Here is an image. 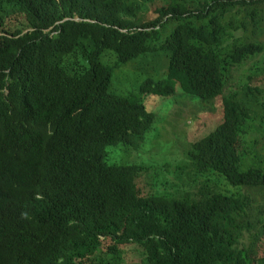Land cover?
<instances>
[{
	"label": "trees",
	"instance_id": "trees-1",
	"mask_svg": "<svg viewBox=\"0 0 264 264\" xmlns=\"http://www.w3.org/2000/svg\"><path fill=\"white\" fill-rule=\"evenodd\" d=\"M156 1H0V264H126V246L142 264H264V205L245 193L264 192V161L247 167L264 131L263 59L226 93L234 69L264 57V0H165L154 21L137 19ZM157 51L164 81L112 92L116 71ZM177 87L206 105L197 122L216 111L223 122L189 146L165 194L147 168L110 166L108 150L142 146L156 97Z\"/></svg>",
	"mask_w": 264,
	"mask_h": 264
},
{
	"label": "rangeland",
	"instance_id": "rangeland-1",
	"mask_svg": "<svg viewBox=\"0 0 264 264\" xmlns=\"http://www.w3.org/2000/svg\"><path fill=\"white\" fill-rule=\"evenodd\" d=\"M201 2L203 3L204 0ZM188 5L189 7L195 6V3L188 2ZM163 7H167L165 0L156 1L149 6L147 12L141 13L137 19H141L145 23L154 21L158 17L156 10ZM242 11L243 9H240L238 13L240 14ZM130 19L135 20V18ZM228 20H231V17H228ZM233 20L237 23L248 22L246 19H241V17H234ZM174 28V25L167 26L160 32L159 41L156 44L158 48L165 44ZM251 29L252 27L249 25L248 32L245 33L243 31L246 34L245 37H242L241 31L236 34V37L243 39L251 38L252 36L249 35V30ZM256 40L264 44V35L256 38ZM110 56L113 55L107 54L105 56L104 63L113 68L114 65L109 63ZM113 57L117 63V58L115 56ZM159 59L161 61L166 60L163 51H157L155 56L150 55L140 58L128 66L120 68L114 73L112 92L120 97L139 96L140 88L147 81H164L166 74L161 72ZM262 59L264 62V57H256L240 69H234L233 78L227 86L226 93L234 90L237 82L243 79L244 76H249L253 66L258 62H262ZM263 81L264 77H261L256 80L255 84L261 85ZM244 94H240V96L242 97ZM156 99L158 107L153 111L157 115L154 131L146 136L143 145L137 149L111 148L108 150L110 152L108 164L110 166H141L147 168L151 175V180L153 179L155 183L163 184L164 189L160 190L167 194L171 190V187L169 185L167 187L165 184L169 181L170 183L176 182L175 177L180 176V170L186 168L188 165L189 146L215 131L223 120L221 114L216 111L213 114H209L208 117H205V120L197 122V118L204 117L201 109L206 105L197 98L183 95L179 87H177V94L175 96L169 98L156 97ZM215 105L221 106L220 102H216ZM261 115H263V112L259 108H256L254 117ZM249 143L250 151L253 155L247 160V167L260 166L259 164L264 161V131L251 134ZM167 167L172 169V173H168ZM262 168H264V164ZM140 178L138 180V189L146 195L150 192L147 187L149 178L145 173ZM219 182L223 192L224 190L226 192L227 190H231L223 178H219ZM245 193L252 195L264 205V192L252 191L250 194L248 191H245ZM102 240L106 246L110 244L104 238ZM122 248L126 252V264H142L143 255L139 247L126 246ZM256 254L259 257L264 256V237H262L259 245L256 247Z\"/></svg>",
	"mask_w": 264,
	"mask_h": 264
},
{
	"label": "clouds",
	"instance_id": "clouds-1",
	"mask_svg": "<svg viewBox=\"0 0 264 264\" xmlns=\"http://www.w3.org/2000/svg\"><path fill=\"white\" fill-rule=\"evenodd\" d=\"M0 1H1V0H0ZM76 20H77V21H80L79 18H77ZM12 22H13V21H12ZM12 22H8L7 25H6V27H7L9 24H11ZM6 27H5V29H6ZM28 30H29V29H26L25 31L27 32ZM0 36H6V34L4 33V30H2ZM139 94H144V92H142L141 89H140ZM156 102H157V99L155 100V103H156ZM26 230H27V232H28V231L30 230V228L27 227ZM21 231H23V230H17L15 233H16V234H20ZM20 235H21V234H20Z\"/></svg>",
	"mask_w": 264,
	"mask_h": 264
}]
</instances>
